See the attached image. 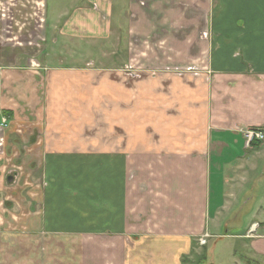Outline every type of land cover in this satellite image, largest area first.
I'll return each instance as SVG.
<instances>
[{"label": "crops", "instance_id": "crops-1", "mask_svg": "<svg viewBox=\"0 0 264 264\" xmlns=\"http://www.w3.org/2000/svg\"><path fill=\"white\" fill-rule=\"evenodd\" d=\"M42 1L50 38L86 48L115 40L132 65L166 70L135 82L115 68L45 66L41 89L19 85V98L36 106L32 131L44 155L72 157L63 169L81 173L68 185L45 182L35 226L42 237L29 243L13 233L20 252L11 264H182L192 241L218 236L230 189L237 204H251L249 218L264 219L262 197L241 200L245 169L264 151L242 137L264 127V0H71L50 24ZM86 57L66 51L67 59ZM185 66L196 68L185 74ZM0 73V122L9 120L3 111L16 121L20 102L4 100L6 81L27 73ZM263 229L254 222L232 235L245 259L264 263Z\"/></svg>", "mask_w": 264, "mask_h": 264}, {"label": "rangeland", "instance_id": "rangeland-1", "mask_svg": "<svg viewBox=\"0 0 264 264\" xmlns=\"http://www.w3.org/2000/svg\"><path fill=\"white\" fill-rule=\"evenodd\" d=\"M183 2L190 3V0H184ZM45 4L47 19L50 20L48 24H50L58 9L66 5H72V2L71 0H45ZM44 19H46V16L42 0H0V72L6 71L7 74L14 76L19 73H27L24 75L23 80H7V86H5L11 92L8 91L7 98H4V100L6 99L7 101H5L9 104L20 102V106L17 110L19 116L16 121L8 122L13 119L10 117L5 124H0V264H11L16 254L20 252L16 250V246L19 245H15L16 241L12 236L13 233L20 234L22 236L21 241L29 243L32 239L35 243V236L42 237L40 233L44 231H39L40 233L37 235L36 230L39 226H35L38 225V215L40 218V214L44 209L43 201L47 194L45 182L49 179H55L68 185L71 180H78L79 173H81L75 169H71V171L63 169L64 167H70L68 163H71V166L73 165L72 157L65 160V158H60L57 155H44L46 149L43 144H37L38 139L35 133L37 129L31 123V118H35L36 106L34 112H32L33 107L25 104L28 95H26V100L25 98H19L18 94L23 88L19 85L22 86L23 83L29 88L40 84L41 89L44 79L42 68L45 66L65 68L70 65H79L89 68L93 65V67L106 69L115 68L120 70V77L135 82L141 80L148 73L154 71L164 72L166 70L162 68V70L154 69L151 71L142 64L132 65L127 62L126 58L122 57L126 44L116 43L115 40L110 39V42L102 43V45L92 44L93 46H90L88 44L86 48L78 44L73 45L62 42L60 38H50L52 34L45 27ZM208 23L209 21L206 24L208 25ZM205 28L199 27L198 38L200 41L206 40L209 36L208 30H204ZM121 33H126V28L123 27ZM44 34H49L46 36L48 38H43ZM69 49L87 52V57L76 61L67 59L66 51ZM100 50L110 52L111 57L99 58ZM94 55L97 58L91 57ZM194 68L196 67L185 66L183 72L189 74V72L194 71ZM34 73L38 75H34ZM0 78H2L1 73ZM0 84L3 85L1 80ZM39 91V98L43 100V90ZM1 96H4V93ZM37 110H39L38 107ZM85 115L86 119H92L88 111ZM85 115L83 114L82 117L85 118ZM33 127L35 132L32 131ZM253 129H264V127ZM90 134L94 135V131ZM258 149L260 151L264 150V142ZM252 155L254 156L255 153L253 152ZM66 162H68L67 165H65ZM53 163L56 167L53 166ZM251 164L255 168L253 170L246 168L245 177L241 178V185L243 191H245V195L242 196L241 200L243 198L248 199L251 196L253 198L259 196V198H263L264 206V151L261 157H253ZM80 189V187L77 188V190ZM55 194L57 193L55 192ZM233 194V190L230 189L224 202V208L219 215V219L216 220L219 229L214 231L215 235L218 236L210 239L204 236L192 241L190 252L182 256V264L243 263L242 260H244L247 252L242 245V241L232 238V235L242 234L251 227L252 223H261L264 222V219L249 218V213L246 211L251 204L248 202L242 207V202L239 204L235 202ZM57 195L62 197L60 194ZM230 205L242 208L240 211L228 213L227 210ZM18 218H21L20 226L13 223L14 219ZM210 231L213 232V229L210 228ZM3 260L4 262H2Z\"/></svg>", "mask_w": 264, "mask_h": 264}, {"label": "built area", "instance_id": "built-area-1", "mask_svg": "<svg viewBox=\"0 0 264 264\" xmlns=\"http://www.w3.org/2000/svg\"><path fill=\"white\" fill-rule=\"evenodd\" d=\"M1 124H5V119H2ZM242 137L247 146L252 143L264 142V129H249L242 132Z\"/></svg>", "mask_w": 264, "mask_h": 264}, {"label": "trees", "instance_id": "trees-1", "mask_svg": "<svg viewBox=\"0 0 264 264\" xmlns=\"http://www.w3.org/2000/svg\"><path fill=\"white\" fill-rule=\"evenodd\" d=\"M1 115L6 117L7 119H9L11 117V113L8 112V111L1 112ZM244 261H245L246 264H264V263H261V262H257V261L250 260V259H245V258H244Z\"/></svg>", "mask_w": 264, "mask_h": 264}]
</instances>
